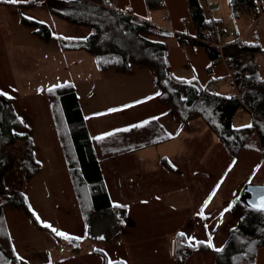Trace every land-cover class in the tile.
<instances>
[{"label":"crops","instance_id":"obj_1","mask_svg":"<svg viewBox=\"0 0 264 264\" xmlns=\"http://www.w3.org/2000/svg\"><path fill=\"white\" fill-rule=\"evenodd\" d=\"M43 1L41 5L46 6ZM106 1L113 3L115 10L144 19L174 35L196 38L187 0H162L161 7L153 11L148 9L145 0ZM199 3L205 18L217 30L218 21L210 8V0H199ZM24 8L27 7L19 8L7 0H0V40L4 53L8 55V48H13L10 54L20 52L24 55L27 54L26 50L29 53L34 51L36 55H53L56 51L65 61H70L69 80L64 84L70 83L74 88L110 209L94 213L91 221L90 218L84 221L85 216L81 212L71 213L72 227L59 231L79 237L78 240H65L40 224L37 230L39 233L42 230V245L32 242L23 246L19 263L109 264L111 261L112 264H212L208 258L203 259L202 254H211L217 247L209 248L206 243L179 245L177 240L190 236L186 232L190 219H199L202 225L209 224L224 205L230 208L238 187L235 185L236 176L240 178L247 170L244 179L254 171L250 170V151L242 150L239 155L242 161L246 158L248 163L247 169L241 166L238 172L237 163L233 164L236 159L228 154L202 119L182 123L162 107L155 97L158 88L149 69L140 68V74L136 73V69L129 74L115 70L100 71L87 52L63 50L59 37L81 36L82 29L56 18L48 13L49 10L38 9L37 13L43 18L39 22L51 28L53 38H38L33 42L35 46L31 41L17 38L23 28H12L10 11ZM257 11V16L240 13L236 31H229L220 23L219 28H223L224 33L216 32L213 46L246 40L264 48V0L257 1ZM149 37L165 44L168 69L176 79L186 82L193 80L208 89L213 87L215 90L212 92L221 95L229 96L236 92L228 65L224 61L212 63L204 46L180 45L175 37L170 36ZM263 60L264 57L258 58L259 66ZM210 64L212 66L208 67ZM147 71L152 76V92L132 101H111L109 104L112 105L108 107L91 101L93 110L89 115L93 116L85 114L80 104L79 89L85 91L86 97L93 96L94 88L98 85L100 90L107 93L113 91L112 96L115 97V91L119 95L130 89L125 91L122 78L143 76L149 74ZM97 111L101 114L94 118ZM145 121L148 123L143 124ZM139 124L143 126L132 127ZM122 129L128 130L118 131ZM101 136L104 138L96 139ZM258 153L261 157L253 168L261 165V159L264 161L263 155ZM214 191L207 207H203ZM202 207L206 219L198 215ZM76 218L80 220L76 221ZM75 223L81 226L76 228ZM93 226L95 229H92ZM91 230L93 233H90ZM179 233L185 236L181 237ZM30 254L40 258L32 260L28 257ZM255 264H264V247L256 250Z\"/></svg>","mask_w":264,"mask_h":264},{"label":"trees","instance_id":"obj_2","mask_svg":"<svg viewBox=\"0 0 264 264\" xmlns=\"http://www.w3.org/2000/svg\"><path fill=\"white\" fill-rule=\"evenodd\" d=\"M145 1L150 11L159 9L162 3V0ZM257 1L227 0L233 15L241 10L253 16L258 15ZM43 3L56 18L82 29L81 36L59 37L63 50L87 52L100 71L115 70L129 74L133 66L149 69L158 88V100L172 116L182 123L202 119L232 157L242 150L257 151L264 157V79L259 75L258 63V58L264 57V48L238 40L223 46L221 53L215 51V26L205 18L199 0H187L196 38L174 35L144 19L117 11L106 0H45ZM30 4L31 1L14 3L19 8ZM21 18L23 21L26 19ZM29 24L34 25V32L41 39L53 38L49 25L36 20ZM149 36H170L175 37L180 45L204 46L212 63L223 58L232 72L236 92L229 96L221 95L201 87L196 81L176 79L168 69L165 44ZM51 89L46 94L54 110L55 122L70 131L69 144L73 152L70 166L74 175H79L80 184L77 189L81 186L88 189V196L80 197L81 208L84 209L86 205L93 213L109 210V198L74 88L67 83ZM238 111L251 115V127H233V119ZM18 131L20 122L11 99L0 95V193L3 190L11 192V195L4 196L7 201L0 204V220L5 206L16 209L23 206L19 189H7L9 184L3 177L6 169L12 167L15 161L7 153L6 147L25 136ZM30 156L31 153L28 158ZM26 169L29 171L28 178L38 172L30 166ZM78 195L82 194L78 192ZM246 196L243 192L239 194L229 208V212L239 219L230 229L220 251H211L214 264H255L256 250L264 247V212L249 207L245 201ZM88 218L89 215L86 220ZM2 243L0 239V264H17L8 256V251H3Z\"/></svg>","mask_w":264,"mask_h":264},{"label":"rangeland","instance_id":"obj_3","mask_svg":"<svg viewBox=\"0 0 264 264\" xmlns=\"http://www.w3.org/2000/svg\"><path fill=\"white\" fill-rule=\"evenodd\" d=\"M41 4L42 0H34L31 1L27 8L20 11L14 9L10 11L12 28H18V26L23 28L20 35L17 34V38H24L26 41H31L30 43L39 40L38 38L40 37L34 32V25L29 23L33 19L43 20L37 10L44 9L48 11V9ZM210 8L218 21V24H216L217 29H219L221 23L225 28H229V31H236L235 28L241 14L238 12L237 15H233L227 0H210ZM21 16L26 18L25 21L22 20ZM53 30L55 33V29ZM253 35H250V37ZM242 41L247 44H254L248 43L246 40ZM1 42L0 40V92L6 93L7 97H11L13 110L20 122V131L18 132L25 134V136L8 144L6 147L7 153L12 155L15 161L12 167L6 169L3 177L6 183L8 182L9 184L7 189L9 187H17L19 189L22 194L21 201H23V206L17 209L10 206L4 207L0 220V239L3 241V251H8V256L11 257L13 262L20 264L18 257L21 250L23 251L24 249L23 246L32 242L38 246L42 245V235L40 234L42 230L40 233L37 230L40 228V224L51 225L52 228L57 230H67L72 227L70 224L73 219L71 213L74 211L75 213L81 212L85 216L84 221L88 215L91 221L94 213L90 208H86V205L84 209L81 208L80 197L88 196V189L86 186H81L77 189V185L80 184L79 175H74V171L71 170L72 167L70 166L73 162V152L69 144L70 131L67 128L65 129V126H62L60 120L58 122L61 125L58 126V123L56 124V119L53 116L54 110L51 108L46 94L47 90L54 88L55 85H63L69 80L68 68H71L70 61H65L56 51L53 52V55L45 53H37L36 55L34 51L29 53V50H26L27 54L24 55L20 52L10 54L13 48H8V55H5ZM35 45L33 43L32 46ZM140 68L142 67H132V69H136L138 74L141 73ZM259 71L261 72H259L260 77L264 79V60L259 66ZM147 73L149 74L122 78L125 91L128 88L130 89L119 95L118 91H115V97L112 96L113 91L107 93L105 90H100L98 85L94 88L93 96L86 97L85 91H80L79 89L80 104L83 106L85 114L89 115L93 110L91 109V101L108 107L112 105L109 104L111 101L113 103L128 99L132 101L152 92V89H154L151 84L152 76L149 71ZM155 97L158 99L157 94ZM162 107L164 106L162 105ZM97 113L99 115L96 114L94 118L101 114L99 111ZM89 116L88 119L91 121ZM250 124L251 116L248 112L238 111L235 114L233 119L234 128H243ZM249 151L252 164L250 170L253 171L254 169V171L244 179L243 177L248 174L247 170L240 178L236 176L235 185L238 187L234 199L243 192L244 186L247 184H264V161L261 159V165L258 168H253L261 155L257 151ZM245 152H248V150ZM29 153H31L30 158H28ZM241 153L242 151L234 157L238 172L241 171L239 169L241 166L247 169L246 164L248 163L246 158L244 161L239 158ZM27 166L38 171L31 178L27 177L29 174L26 169ZM78 192L82 195H78ZM8 194L11 195L8 190H3L0 193V204H4L7 201L4 196ZM228 207L229 205H224L223 209H220L217 213L216 218L209 224L202 225V221L199 219L195 221L190 219L187 222L186 232L188 231L187 235H190L187 238H194L192 244H196L195 241H203L206 243L203 244L207 245L209 237H211L212 245L217 247V249L221 247L228 237L230 229L236 225L239 219L236 215L229 212ZM225 209H228V211H225ZM78 220L80 219L76 218V221ZM75 225L76 228L81 226L79 223H75ZM45 228L47 231L51 229L49 227ZM92 229H95L94 226ZM90 233H93V230ZM189 243L188 239L179 238L177 240L179 245ZM205 254L206 252L202 254L204 255L203 259L208 258L214 264L212 252L211 254H206V256ZM28 257H31L32 260L40 258L34 256V254H30Z\"/></svg>","mask_w":264,"mask_h":264},{"label":"snow or ice","instance_id":"obj_4","mask_svg":"<svg viewBox=\"0 0 264 264\" xmlns=\"http://www.w3.org/2000/svg\"><path fill=\"white\" fill-rule=\"evenodd\" d=\"M7 2H8V3H13V4H14V3H20V2H27V0H7ZM54 87H57V88H58V87H61V85L57 84V85H55ZM49 91H52V89H49ZM0 95H7V94H6V93H3V92H0ZM157 95H159V93H157ZM9 98H11V97H9ZM148 99H151V97H149ZM141 102H142V101H138L137 103H141ZM130 106H131V105H126L125 107H130ZM118 110H119V109H110L109 111H118ZM98 115H99V114H98ZM153 119H157V118H153ZM147 123H148V121L143 122V124H147ZM143 124L133 125L132 127H142ZM248 127H251V125H248ZM127 130H128V129H122V130H118V131H127ZM111 134H112V133H108L107 135H111ZM103 138H104L103 136H101V137H96L97 140H101V139H103ZM235 163H236V162L233 161V164H235ZM229 170H230V169H229ZM217 187H219V185H217ZM214 194H215V191H214L212 194H210L208 200L205 201V204H204L203 207H207L208 202L211 200V197H212V195H214ZM259 206H260V208H261L262 210H264V196H261V197H260V204H259ZM203 207L201 208V211H200V213H198V215H200L201 218H205V219H206V217L203 216ZM225 211H228V209H225ZM44 226H45V227H49V228H51L52 232L55 233L56 236H58V237H62V238L65 239V240L73 241V240H78V239H80L79 237H73V236L68 235L67 233H64V232L59 231V230H57V229H55V228H52L51 225H47V224H45ZM205 227H207V226H205ZM178 235L181 236V237L185 236L184 233H179ZM99 239H103V237H99ZM187 239H188L189 242H190V243H189V246H192V242L194 241V238H192V237H188ZM195 243H196V244H203V243H205V242H203V241H195ZM207 247H209V248L213 247L212 242H211V237H209V240H208V242H207ZM216 251H220V249H216ZM18 259H21V258L18 257ZM109 264H112V262L109 261ZM117 264H120V262H117Z\"/></svg>","mask_w":264,"mask_h":264},{"label":"water","instance_id":"obj_5","mask_svg":"<svg viewBox=\"0 0 264 264\" xmlns=\"http://www.w3.org/2000/svg\"><path fill=\"white\" fill-rule=\"evenodd\" d=\"M214 49L217 51L216 48ZM243 193L247 195L245 201L249 207L264 212L259 206L260 197L264 196V184H247L243 189Z\"/></svg>","mask_w":264,"mask_h":264},{"label":"built area","instance_id":"obj_6","mask_svg":"<svg viewBox=\"0 0 264 264\" xmlns=\"http://www.w3.org/2000/svg\"><path fill=\"white\" fill-rule=\"evenodd\" d=\"M110 6L113 7L114 4L111 3ZM238 12H239V13H242L243 11L239 10ZM215 32H217V33H222V34H223V33H224V29H223V28H219V29L215 30ZM214 47L217 49V51H218L219 53L222 52L223 45H220V44H217V45H216V44H215ZM221 61H224V59L222 58ZM211 66H212V64H210L208 67H211ZM209 89H210L211 91H214V90H215V88H213V87H209Z\"/></svg>","mask_w":264,"mask_h":264}]
</instances>
